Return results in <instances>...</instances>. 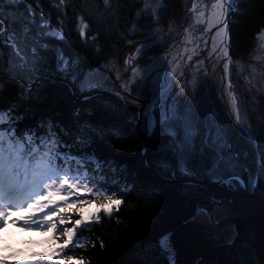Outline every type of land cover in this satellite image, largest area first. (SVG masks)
<instances>
[{
    "label": "snow or ice",
    "instance_id": "obj_1",
    "mask_svg": "<svg viewBox=\"0 0 264 264\" xmlns=\"http://www.w3.org/2000/svg\"><path fill=\"white\" fill-rule=\"evenodd\" d=\"M136 2L143 4L136 20L151 17L156 27L133 24L127 35L140 39L121 67L112 58L90 66L80 54L66 51L71 41L63 18L70 0L51 4L59 13L55 26L51 13L45 16L40 0H0V230L11 217L14 225L46 233L47 239L39 243L48 246L23 260L0 256V264H90L92 253L78 233L101 223L102 216L111 218L124 203L111 191L118 182L105 172H115L112 162L97 156V146L107 137L124 140V135L116 126L104 125L91 105L76 107L67 122L46 116L33 122L35 109L29 102L40 98L47 82L58 79L87 102L111 92L114 75L122 90L115 95L125 106H138L136 117L144 121L146 134L157 139L158 168L172 178L179 175L193 190L206 182L230 191L250 189L255 194L264 180V110L257 108L264 101V26L256 32V46L250 54L255 63L245 64L242 59L234 60L231 53L233 20L243 0H191L190 8L185 0L191 22L180 25V39L173 37L160 53L154 49L178 25L175 21L167 27L161 23L159 13L167 7L166 0ZM104 5L111 7L110 0H104ZM75 30L86 47L89 40L95 43L98 39L87 36L89 24L82 15L77 16ZM205 51L207 55L192 65ZM96 52H100L99 45ZM189 67L190 72L186 71ZM233 67L238 70L237 78L245 82V94L252 95L251 104L242 106L232 80ZM217 74L219 98L225 105L222 112L203 96L210 77ZM6 83L18 86L15 96L5 97ZM137 83L142 94L133 96ZM253 116L258 120L255 127ZM234 136L253 148L254 171L234 151ZM239 168L249 173L247 182L237 174ZM120 191L130 194V188ZM261 202L264 205V191ZM231 203L213 196L210 205L197 208L192 221L216 235L222 220L232 214ZM92 206L93 211L85 214ZM97 239L103 250L104 241ZM97 239L90 240L92 249ZM154 249L163 264H178L177 249L168 235L156 245L146 244L137 264H159L151 258ZM191 264H201L200 258ZM235 264H264V248L259 261L242 258Z\"/></svg>",
    "mask_w": 264,
    "mask_h": 264
},
{
    "label": "trees",
    "instance_id": "obj_2",
    "mask_svg": "<svg viewBox=\"0 0 264 264\" xmlns=\"http://www.w3.org/2000/svg\"><path fill=\"white\" fill-rule=\"evenodd\" d=\"M189 1L187 6L191 2ZM40 2L45 16L51 13L52 24L55 26L59 13L51 4L56 0H40ZM110 4L111 7L107 8L104 0H70L66 9L68 15L66 18L62 17L65 19L66 36L71 41L66 51L80 54L85 63L90 66L109 58L117 59L118 62L123 60L124 49L129 45L128 41L140 38L138 35H127L133 24L148 29L156 27L152 24L151 17L136 20V13L142 9V3H137L136 0H110ZM166 4L167 7L159 13L163 26L168 25L169 21L185 20L187 14L185 0H166ZM87 7L113 10L112 22L114 24L106 25L97 19L90 18L87 36L96 35L98 39L95 43L89 40V46L86 47L75 29L78 14ZM239 7L240 10L236 13L232 26L231 53L233 58L252 51L256 45V32L264 26V0H243ZM97 45L100 47L99 53L96 52ZM231 75L233 83L237 84V77L233 72ZM235 86L238 91L239 84ZM18 91L17 85L5 84L6 98L15 96ZM132 94L133 96L142 94L139 83L134 87ZM208 95L205 89L203 96L210 104ZM77 96L78 98L57 79L54 82L45 83L41 89L40 98L29 103L35 109L33 122L35 118L43 116L67 122L76 107L91 105L96 109L95 116L104 125L116 126L125 137L124 140H117L109 136L103 144L97 146V156L107 158L112 162L115 172L111 169H105V172L118 182L117 187L111 191H115L117 198L122 199L124 203L111 218L102 216L101 223L78 233L86 243L87 251L92 253L90 264H109L110 260L112 264H137L144 255L142 249L146 244L156 245L162 236L171 233L181 223L192 219L198 207L210 205L213 196L223 197L226 202L235 201V198L212 187L202 186L193 190L186 186V182H168L165 178L172 177L163 173L157 165L158 142L155 136L149 137L145 162L142 150L143 138L134 127L137 120L136 111L116 100L112 92H105L98 98L87 102L82 100L78 92ZM141 129L146 134L144 125ZM108 140L112 143H108ZM237 174L245 182L248 181L249 173L243 168L237 169ZM177 178L181 177L178 175ZM124 188H130V194L120 191ZM262 191H264V180L261 181L255 193L261 195ZM94 207H87L85 214L92 212ZM76 218L78 217H73V219ZM236 223L237 241L212 256L200 259L201 264H235L242 258L260 260L262 248H264V217L240 219ZM68 226H71L70 223ZM97 238L104 241L103 250L99 248ZM46 239V233L42 234L23 228H20L18 232L13 230V236L3 240L4 247L0 249V256L5 255L9 259L23 260L34 252L44 251L48 247L47 244L39 242ZM93 239H97L95 249L90 247V240ZM77 252H85V249H77ZM151 258L163 264V258L159 256L158 249L153 250Z\"/></svg>",
    "mask_w": 264,
    "mask_h": 264
},
{
    "label": "rangeland",
    "instance_id": "obj_3",
    "mask_svg": "<svg viewBox=\"0 0 264 264\" xmlns=\"http://www.w3.org/2000/svg\"><path fill=\"white\" fill-rule=\"evenodd\" d=\"M56 3H58V0H56ZM190 7H191V2L187 6V8H190ZM142 8H143V6H142ZM78 15H82L84 17V19H85V22L88 23L89 26H90V23H89L90 18L97 19L98 21H100L101 23L106 24V25H113L114 24V22H112L113 19H114V13H113V10H111V9H107V10H104L103 9V10H100V9H97L96 7H87L86 9L84 8L82 10V12L80 14H78ZM190 22H191V15L187 13L186 14V17H185V20L176 22V24L178 25V27L176 29V32H174L171 37H168L167 41H165L164 43H161L156 49H154V51L163 53V51L165 49H167L168 45L172 42V38L173 37L175 39H177V40L180 39L178 33L182 29L179 26L180 25L187 26V24L190 23ZM164 27H167V25L164 26ZM139 39L140 38H137L136 40H133V44L132 45H128L124 49L125 56L127 55V53H129L130 51H132V49L135 47V42L136 41H139ZM255 46H254V48H255ZM254 48L248 54L243 55V56H239V57L233 58V59L234 60H236V59H242L243 60V63H245V64L255 63L254 61H252L250 59V54L253 52ZM6 51H7V49L5 50V54L7 53ZM204 54H205V52H201L200 56L194 58V60L192 61V65L195 64V60L196 59H200L202 56H204ZM119 63H120V66L123 67V60L119 61ZM139 63L141 65H143L144 62L141 60V61H139ZM258 67H259V65H258ZM262 70H264V69H262ZM186 71L190 72L191 71V67H189L188 69H186ZM232 72L237 77L238 70L235 67L232 68L231 73ZM245 74H247V71L245 72ZM111 79H112V83L110 84V88L112 89L111 92L113 93V95H115L116 92L122 91V90L119 88V81H116L115 80V76L114 75L112 76ZM244 83L245 82H244L243 79H238V83L237 84H239V90L237 91V93H239L240 99L242 101V106L244 104H251V102H252V95H246L245 94ZM237 84H235V85H237ZM217 85H218V90H219V79H217ZM177 91H179V88L178 87H177ZM206 92L209 94L208 97H209L210 104L213 105V97H214L213 94L214 93H213V86H212V83H211V78H210V82H209V87L206 88ZM254 93H255V89H253V94ZM131 106L136 107V108L138 107L136 105H131ZM141 106H142V104L139 105V107H141ZM257 108L260 109V110H264V101H262L259 105H257ZM135 111H137V110L135 109ZM249 111H251V108H249ZM137 120H138V118H137ZM137 120L135 122H137ZM251 123H252L253 127H255L257 125L258 120H257V118L255 116L252 117ZM141 125H144V121L143 120H142V124ZM241 150H242L241 152H243V154L247 158V159L246 158L243 159V158L240 157L241 163L242 164H247V165H249V167H251L250 164H252L253 167H251V168L254 171L255 170V166L252 163V161L254 159V155L255 154H254L253 148L251 147L250 144H248V143L245 142V144H244V146H242V149ZM234 151L238 152L241 155L240 151L236 150L235 147H234ZM238 188H239V186H238ZM246 191L252 192L250 189L249 190H246ZM241 201L242 200H239V199L236 200L235 199V201H233L230 204V208L232 209V214L222 220L221 225L219 226L218 229H216V232L218 233V234L215 235L216 238L223 239V240H228V241H231L233 239V237L235 236V227H234V223L231 220V218H233V216H235L239 212L242 213V214H247V213H244V212L251 211V208L254 207L252 205V203H250L248 201H247V203H244V204ZM13 215H15V213H13ZM21 215H23V213H21ZM11 219L12 218L9 217V223L7 224V226L9 228H7L5 230V232L3 230L0 231V249H2L4 247L3 240L5 238L12 237L13 236V230L15 232H18V230L21 228L20 226H17V225L12 224L10 222ZM166 235H168L170 237V233H167Z\"/></svg>",
    "mask_w": 264,
    "mask_h": 264
},
{
    "label": "water",
    "instance_id": "obj_4",
    "mask_svg": "<svg viewBox=\"0 0 264 264\" xmlns=\"http://www.w3.org/2000/svg\"><path fill=\"white\" fill-rule=\"evenodd\" d=\"M75 96L76 98H78L77 94ZM113 96L120 103L124 104L118 96ZM129 106L133 107L131 105ZM141 107H143V105ZM133 108L137 110L136 107ZM141 124L142 120L138 119L137 122H135L134 127L143 138V158L145 161V157L149 147V136L142 131ZM154 172L156 173L155 170ZM165 179L168 182L174 183L186 182L185 179L177 177ZM203 186L212 187L235 198L236 200L252 198L256 201V203H258V208L253 213L242 214L239 212L235 216H233V218H231L235 227V239H232L231 241L218 239L215 237V235H210L207 230L201 227L198 222H193L192 219L178 225L170 233V239L177 249L178 264H191V262L196 260L197 258L202 259L208 256H212L220 250L230 247L238 239V227L236 223L238 220L264 217V205H262L260 194H253L252 192H248L246 190H244V192H239L240 189L237 191H230L226 188H222L219 186H210L206 182Z\"/></svg>",
    "mask_w": 264,
    "mask_h": 264
},
{
    "label": "bare ground",
    "instance_id": "obj_5",
    "mask_svg": "<svg viewBox=\"0 0 264 264\" xmlns=\"http://www.w3.org/2000/svg\"><path fill=\"white\" fill-rule=\"evenodd\" d=\"M207 55V52L205 51V54L204 56H202L200 59L204 58L205 56ZM207 63V62H206ZM211 83H212V86H213V106H215L217 109H219L221 112L224 110V102L220 100V92L218 90V85H217V79H218V74L217 75H212L211 77ZM217 85V86H216ZM219 88H220V85H219ZM234 147L236 148V150L240 151L241 155L240 157L245 159V155L243 154V152H241L242 150V146H244L245 144V140L242 138V137H239V136H234ZM247 143V142H246ZM247 159V158H246ZM251 167H253L252 164H250ZM245 189H240L239 192H244ZM250 202L252 203V205L254 206L253 208H251V211H248V212H244V213H253L257 210L258 208V203H256V201L252 198H244L242 199V203H247Z\"/></svg>",
    "mask_w": 264,
    "mask_h": 264
}]
</instances>
